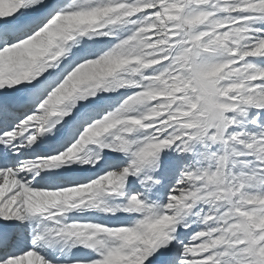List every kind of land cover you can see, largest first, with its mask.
<instances>
[{
  "label": "snow or ice",
  "instance_id": "snow-or-ice-1",
  "mask_svg": "<svg viewBox=\"0 0 264 264\" xmlns=\"http://www.w3.org/2000/svg\"><path fill=\"white\" fill-rule=\"evenodd\" d=\"M0 264H264V0H0Z\"/></svg>",
  "mask_w": 264,
  "mask_h": 264
}]
</instances>
